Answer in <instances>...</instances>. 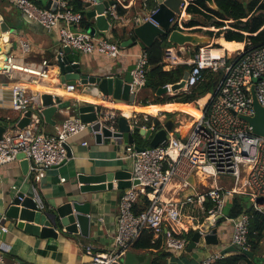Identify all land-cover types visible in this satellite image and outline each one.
<instances>
[{"label": "built area", "instance_id": "built-area-1", "mask_svg": "<svg viewBox=\"0 0 264 264\" xmlns=\"http://www.w3.org/2000/svg\"><path fill=\"white\" fill-rule=\"evenodd\" d=\"M13 6L24 16L37 22L47 30L55 29L59 35L60 47L83 53H98L108 58H116L120 53V44L107 35L89 32L82 24L81 12L74 10L67 0H57L55 9L42 8L31 0H11ZM87 10L93 8L95 0H81ZM116 1V0H115ZM147 0H142L146 7ZM116 4L109 5L104 11L108 25L112 27L134 25L139 18L131 21L119 14ZM189 4L182 0L181 12L169 19L171 28L190 30L182 23L183 12ZM157 6L149 9L143 21L154 25L151 18ZM176 26V27H173ZM22 53L29 51V44L22 37L18 40ZM179 48L170 43L164 49L162 68L170 70L178 64L188 65V75L183 91L202 82L207 71L221 72V78L215 88L200 106V116L183 138L173 133L167 141L151 147L137 148L125 146L124 158L131 160V180H137L125 188L119 199L118 224L111 248L105 252H95L92 245L85 246L90 255V264H122L125 254L132 248L143 230H151L154 237L163 233L165 222L177 223L183 216L186 204L198 202L201 216L205 219L221 218L231 223L230 242L239 252L249 249L248 232L251 214L243 210L236 217L222 214L224 198L235 194L247 196L249 209L264 217V137L255 135L242 116L253 114V97L264 105V45L245 46L229 52L221 50L213 43L200 45L188 58L180 54ZM148 56L143 50L137 56L131 71L130 89L140 91L146 82ZM0 73L10 84L11 107L21 118L32 109L29 123L19 128L16 124L7 125L0 138V167L17 159L22 153L28 160V171L35 182H39L46 172L66 158L64 144L74 136L89 128L78 116H68L55 127L53 134L41 130L42 116L37 106V98L30 92L31 87L39 86L49 77V63L26 62L12 53H8L0 64ZM171 84L165 85L167 88ZM252 87L253 96L250 88ZM74 85H66V91H73ZM170 92V91H169ZM171 93V92H170ZM99 109V110H98ZM99 118L111 129H115L117 114L109 109L98 108ZM134 125L143 128L153 126L139 125L136 115H132ZM146 119V117H144ZM86 144V142H84ZM206 178H215V185L200 193L186 196L182 200L163 202L159 193L173 179L178 180L182 188L189 186V178L194 173ZM61 181L64 178H60ZM145 196L149 208L134 213L133 206L139 196ZM39 207H44L37 194ZM263 200L258 202L257 199ZM209 201L208 207H202ZM7 231L0 226V234ZM187 240L173 233H166L165 247L171 252L185 248ZM222 258L219 252L212 253L197 264H214ZM4 255L0 252V263Z\"/></svg>", "mask_w": 264, "mask_h": 264}, {"label": "crops", "instance_id": "crops-1", "mask_svg": "<svg viewBox=\"0 0 264 264\" xmlns=\"http://www.w3.org/2000/svg\"><path fill=\"white\" fill-rule=\"evenodd\" d=\"M31 1L42 8L51 9L52 7H57V0ZM67 1L69 3L71 0ZM48 2L49 7H46ZM115 3L124 9L122 15L131 19V21L135 18L145 17L149 9H151L148 7L147 2L144 8L142 0H116ZM155 6H157L156 0ZM185 13L184 11L183 15ZM0 15L11 28L16 30V34L3 33L0 35L2 48L0 64L5 57V45L12 42L13 45L9 48V53L21 57L22 60L26 62L47 60L49 63V77L46 79L47 84L57 83L59 78L56 75V56L61 53L64 55V52L61 51L62 48L60 47L57 30H47L37 22L25 17L13 6L11 0H0ZM88 19L90 20V25L87 30L94 28L91 32L95 31L101 36L107 35L119 44L132 35V33L128 32L123 39L114 38L112 26L108 25V29L101 32L96 29L94 20ZM133 26V23H129L124 26H116V28L121 30L125 27L129 30ZM195 27L203 28V26H192L190 28ZM212 29L215 28L212 27ZM20 37L29 44V51L26 53H22L19 50L18 40ZM214 41L221 50L229 52L242 49L246 44V41L237 42L225 40L223 35L212 38L210 43H214ZM225 44H230L231 48ZM143 50L138 43L131 42L125 47L120 46V53L116 58H108L96 52L83 54L73 49L72 53L78 56L82 71L103 76L115 72H125L129 67L134 66L137 56ZM190 56L186 55L185 57L188 58ZM132 70H130V74ZM11 83L12 81L0 73V121H4L8 125L16 124L20 118L19 114L11 107L9 91ZM46 87L53 94H58L62 101L67 100L71 104L70 108H65L53 115L52 118L55 120V125L47 124L42 119L41 130L46 134H53L55 127L63 119L75 115L73 105L77 104L79 100H83V98L75 90L66 91L65 89L62 92L61 90L52 89L50 86ZM144 90L142 88L140 91L135 92L136 95L133 102L120 103L121 105H125L127 110L118 107L116 104H119V102H116L111 96L100 97L99 99L102 102H96V109L100 107L114 111L117 114L115 128H117V121L120 116L125 117L131 126L134 125L132 117L134 114L140 121H147V117L150 116L157 118L161 124L163 121L171 119L175 124L174 135L181 138L186 136L195 120L197 107L203 105L205 102L199 104V100L202 97L195 104H191L190 107L182 111L178 106L187 103L170 101L141 105L139 103L140 100L146 99L147 101H151L154 98L150 91L143 93ZM168 94L173 93L168 92ZM204 96L208 97L209 94L207 93ZM168 104H173L175 107L173 109L164 108V105ZM156 106L159 109L155 115L141 110H148L152 107L156 108ZM151 125L153 126V124ZM140 138V143L142 141L148 144L147 141H143L141 136ZM134 139V144H126L113 138H103L100 142H96L94 133L88 128L68 141L67 145L70 150V155L57 165L51 167L39 182L33 180L28 171V167L25 170L22 169L20 158L2 165L0 167V212H2L8 202L18 193H22L25 196H34L37 194L42 205L50 210L73 199L88 201L90 203V223L89 227L84 231L85 234H80L79 232L68 233L61 229L56 238H41L38 235L29 234L17 228L15 220L0 218V226L3 225L7 228V231L3 233L4 236H0V252L4 255V260L0 264H90V255L85 252L86 245H92L95 252L108 251L112 246L114 234L117 229L119 199L124 189H117L115 187L116 182L113 181V187L111 189L81 194L79 192L81 183L78 181L77 176L78 174L101 173L116 169H128L130 171L131 160L123 156L126 145L141 146V144L137 143L136 134H134ZM60 178H64V180L61 181ZM214 185L215 178H206L197 172L189 178V186L186 188H182L178 180H171L159 193V198L163 202L168 200H182L188 195L200 193ZM141 196L138 197L137 201L141 199ZM208 203L209 201L203 202L202 207L205 208ZM202 219L203 217L201 216L198 202L186 204L180 221L177 223L165 222L163 233L155 237V239L160 238L161 240L160 248L150 249L148 251L131 248L129 252H131L133 257L128 259V264H152L154 259L158 256L160 257L163 253L167 254L159 259L161 264H197L202 258L216 252L222 254V258L216 261L215 264H221L220 261L222 259L241 253L237 249H231V247H234L230 242L231 223L224 220H217L215 222L219 233V242L217 245H205L203 240H199L190 246V239H187L186 246L181 251L171 252L165 247L166 233L182 236L183 233L189 230L195 231ZM261 245L264 248V238L261 241ZM124 257L122 264H126ZM258 263L264 264V257L259 259ZM237 264H249V261L244 259L238 261Z\"/></svg>", "mask_w": 264, "mask_h": 264}, {"label": "water", "instance_id": "water-1", "mask_svg": "<svg viewBox=\"0 0 264 264\" xmlns=\"http://www.w3.org/2000/svg\"><path fill=\"white\" fill-rule=\"evenodd\" d=\"M96 4L93 8L86 11V16L94 20L96 29L104 32L108 29V21L104 11L109 5L115 4V0H95ZM194 2L196 0H188ZM205 2L210 8L216 9L214 0H201ZM157 10L151 15L158 25H154L149 21H143L139 17L138 22L132 27V35L123 41L120 46L125 47L131 42H136L144 49L150 46L155 39L159 36H167V41L178 48H185L186 45L199 46L201 42H207L212 39L210 36L204 37L196 33L187 32L178 28H171L169 19L175 14H179L180 4L182 0H156ZM49 7V2L46 4ZM55 9V8H51ZM190 15V14H189ZM26 17V16H25ZM191 18V15H190ZM94 28H89V32ZM3 33L16 34V30L0 15V35ZM204 35V34H201ZM13 45L9 42L4 47V56H6ZM0 43V54H1ZM64 55L58 54L56 56V75L59 81L55 84H47V81H42L39 85L42 88L31 87L30 92L37 98V106L40 108V115L45 123L55 125L53 115L58 111L71 107L69 101H62L58 94H53L44 87L50 86L55 90L64 92L66 85H74L76 93L80 94L83 100H79L77 104L73 105L75 115L85 123H89L90 130L94 133L96 142H100L103 138H113L117 141H122L126 144H134V134L142 137L143 141H147V146L151 147L158 144H163L169 138V135L174 131V122L167 119L162 122L161 127L157 130L153 128H143L137 125H130L127 119L120 116L117 121V128L111 130L100 118L95 110L96 102L86 100L84 97H107L111 96L116 102H133L135 92L130 89L131 74L130 70L134 66L129 67L125 72H115L109 75L90 74L82 71V66L79 63L77 55L72 53L70 47H64L62 50ZM188 75V69L183 72L182 77L176 83L159 87L156 94L168 93L169 91L179 92L185 87V79ZM44 84V85H43ZM47 88V87H46ZM251 96H253L252 87L250 88ZM253 114L251 116H242L250 126V131L264 137V105H261L253 97ZM197 106V105H196ZM32 109H29L24 115L19 118L16 126L22 128L29 123L30 114ZM8 124L0 121V138ZM66 149V157L70 155V150L67 144H64ZM137 148H142L136 146ZM21 159L22 169H27L29 163L22 153L17 155ZM63 161V160H62ZM78 181L81 183L79 192L94 193L111 189L113 181L116 182L117 189H125L130 187L131 184H136L137 180H131V172L128 169H116L112 171H105L93 174H78ZM263 200L262 197L257 199L258 202ZM39 201L34 196H25L22 193L16 194L0 212V218L5 220H15L16 227L22 229L29 234L38 235L41 238L52 237L56 238L61 229L68 233L85 234V230L89 227L90 223V203L88 201H78L77 199L66 201L54 208L46 209L39 207ZM221 218V215L216 216L214 219L203 218L197 230L194 231L190 238L189 245L192 246L199 240H203L205 245H217L218 230L215 222ZM4 236L3 233L0 236ZM235 250L236 247H231ZM248 256H252L249 249L242 250ZM131 252L125 254V263L128 264V259L132 258Z\"/></svg>", "mask_w": 264, "mask_h": 264}, {"label": "trees", "instance_id": "trees-1", "mask_svg": "<svg viewBox=\"0 0 264 264\" xmlns=\"http://www.w3.org/2000/svg\"><path fill=\"white\" fill-rule=\"evenodd\" d=\"M216 9L210 8L205 2L201 0H196L194 2H189L185 8V12L191 16H200L206 22L204 24L198 22L195 18H191L184 22L185 27L192 26H204V27H214L217 29L215 32L212 30H205L200 27L193 28V31L200 32L201 34H206L211 38H217L223 35L225 40L243 42L246 41L245 48L248 47H260L264 45V0H214ZM69 4L74 10L81 12L82 21L81 24L85 29H88L90 25V20L86 16L87 8L81 0H71ZM147 5L149 8L155 7V0H147ZM117 11L119 14L124 13V9L116 4ZM228 26L227 28H223ZM176 27V26H173ZM123 27L118 30L113 27L112 33L114 38L123 39L125 34L130 32L132 29ZM170 43L167 41V36H159L153 41L150 46L144 48V51L148 56V68L146 71V82L143 87L145 91H150L154 98L151 101L146 99L140 100L141 105H147L148 103H164V102H181L187 103L185 105H179L182 111L195 104L196 101L203 97L207 93H211L215 90L220 78L221 72L207 71L205 73V78L202 82L192 87L189 91H179L173 94L163 93L156 94V90L159 87L165 86L167 84H173L180 80L183 72L188 68L186 64H178L170 70H163L162 68V58L164 54V49L169 46ZM200 46V45H199ZM199 46H194L190 53H187L186 47L179 48L180 54L192 55ZM216 47H219L215 44ZM189 103V104H188ZM175 105L168 104L164 105L166 109H173ZM155 108V107H154ZM155 109H159L156 106ZM139 125L153 124L154 130L161 127V122L157 118L147 117V121L141 120L138 122ZM137 143L141 144L139 147L147 146L146 143H140V136L136 133ZM210 204L206 205L208 207ZM150 202L145 196H141V199L137 201L133 206L134 213L140 212L149 208ZM243 210H247L251 214V220L248 232V243L249 250L252 256L249 258L245 253H237L235 255L224 258L220 261L221 264H237L240 260H248L249 264H261L258 260L264 257V248L261 245V241L264 238V217L256 212L249 209V200L247 196L240 194H235L230 197V206L225 214L228 217H236ZM223 220L222 218L218 221ZM193 230H189L182 234V237L190 239ZM161 246L160 238L154 237L151 230L145 229L140 234L139 238L134 242L132 248L136 250H150L158 249ZM167 253H163L160 257H156L152 264H161L159 259L165 256ZM215 264V263H214Z\"/></svg>", "mask_w": 264, "mask_h": 264}, {"label": "rangeland", "instance_id": "rangeland-1", "mask_svg": "<svg viewBox=\"0 0 264 264\" xmlns=\"http://www.w3.org/2000/svg\"><path fill=\"white\" fill-rule=\"evenodd\" d=\"M241 1H248V0H241ZM191 18H195L196 20H198V22H200V23H202V24H204V23L206 22V20H204L202 17L197 16V15H195V16H191ZM189 19H190V15L187 14V13H185V14L183 15V17H182V23L188 21ZM223 28H227V27L225 26V27H223ZM202 29H205V30H212L213 32H215V29H212V27H210V28H206V27L203 26ZM186 31H187V32L196 33V34H198V35H200V36L208 37L206 34L201 35L200 32H195V31H193V29L186 30ZM210 42H211V39H210L209 41H207V42H201V43H199V45H205V44H208V43H210ZM213 45H215V41H214ZM194 46H195V45H186L185 47H186L187 53H188V52L190 53V51L193 49ZM143 90H144V88H143ZM144 92H145V90L143 91V93H144ZM197 105H198V104H197ZM173 118H174V116H173ZM229 206H230V197H225V198H224V206H223V209H222V214H226V213H227V211H228V209H229Z\"/></svg>", "mask_w": 264, "mask_h": 264}, {"label": "bare ground", "instance_id": "bare-ground-1", "mask_svg": "<svg viewBox=\"0 0 264 264\" xmlns=\"http://www.w3.org/2000/svg\"><path fill=\"white\" fill-rule=\"evenodd\" d=\"M226 46H228L229 48H231V45L230 44H225ZM35 87V86H34ZM37 88L39 87V88H42V86L40 87V85L39 86H36ZM46 90H48V88H46V87H44ZM86 100H89V101H92V102H102L99 98H93V97H84ZM206 96H204V97H202L200 100H199V104H202L205 100H206ZM115 104V103H114ZM118 107H120V108H122V109H125V110H127V107L125 106V105H121L120 103L119 104H116ZM115 105V106H116ZM116 106V107H117ZM200 106H202V105H200ZM200 106H198L197 108V114H196V117H195V119H197L199 116H200ZM196 109V108H195ZM141 110H143L144 112H146V113H150V114H152V115H155V114H157V112H158V110L157 109H155L154 107H152L151 109H148V110H144V109H141ZM190 111V110H189ZM189 111H188V113H189ZM193 115V114H192Z\"/></svg>", "mask_w": 264, "mask_h": 264}]
</instances>
